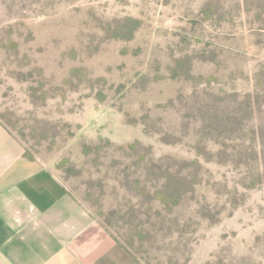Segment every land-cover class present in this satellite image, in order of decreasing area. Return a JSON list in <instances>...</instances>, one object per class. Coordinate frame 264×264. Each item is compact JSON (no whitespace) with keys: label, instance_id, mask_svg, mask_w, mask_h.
Listing matches in <instances>:
<instances>
[{"label":"rangeland","instance_id":"1","mask_svg":"<svg viewBox=\"0 0 264 264\" xmlns=\"http://www.w3.org/2000/svg\"><path fill=\"white\" fill-rule=\"evenodd\" d=\"M0 120L139 264H264V0H0Z\"/></svg>","mask_w":264,"mask_h":264},{"label":"crops","instance_id":"2","mask_svg":"<svg viewBox=\"0 0 264 264\" xmlns=\"http://www.w3.org/2000/svg\"><path fill=\"white\" fill-rule=\"evenodd\" d=\"M0 264H139L1 123Z\"/></svg>","mask_w":264,"mask_h":264},{"label":"trees","instance_id":"3","mask_svg":"<svg viewBox=\"0 0 264 264\" xmlns=\"http://www.w3.org/2000/svg\"><path fill=\"white\" fill-rule=\"evenodd\" d=\"M0 123L9 131V133L11 134V135H13V131L9 128V126L7 125V123H5V122H3V121H1L0 120ZM14 136V135H13ZM25 156H27L28 158H31V159H35L36 157H34L33 155H31L28 151H27V149H25ZM166 175H167V171L166 170H164V171H161V176H162V178H164L165 179V177H166ZM170 187H171V185H170ZM162 192H164V194L166 193V195L167 196H170L171 195V190H169V188H168V190H167V192H165V191H163L162 190ZM110 232V231H109ZM111 233V232H110ZM112 234V233H111ZM112 236L116 239V241L120 244V245H122L124 248H126L127 250H128V252L130 253V255L136 260V261H138V258L136 257V255L133 253V251L130 249V247H128V246H126V245H124L123 243H121V241L114 235V234H112Z\"/></svg>","mask_w":264,"mask_h":264}]
</instances>
